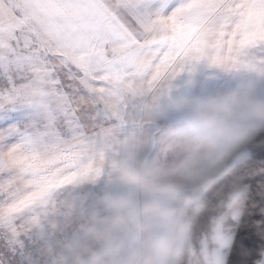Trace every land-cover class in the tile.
<instances>
[{
	"label": "snow or ice",
	"instance_id": "obj_1",
	"mask_svg": "<svg viewBox=\"0 0 264 264\" xmlns=\"http://www.w3.org/2000/svg\"><path fill=\"white\" fill-rule=\"evenodd\" d=\"M201 66L264 72V0H0V264H48L63 213L155 146L160 102ZM234 168L208 197L248 196L227 264H264V143Z\"/></svg>",
	"mask_w": 264,
	"mask_h": 264
},
{
	"label": "clouds",
	"instance_id": "obj_2",
	"mask_svg": "<svg viewBox=\"0 0 264 264\" xmlns=\"http://www.w3.org/2000/svg\"><path fill=\"white\" fill-rule=\"evenodd\" d=\"M214 70L235 82L197 90L192 76L180 85L177 79L156 113L155 146L138 145L110 180L63 213L48 264H227L248 196L234 186L223 205L208 197L264 143V72ZM205 214L208 226L200 231Z\"/></svg>",
	"mask_w": 264,
	"mask_h": 264
},
{
	"label": "rangeland",
	"instance_id": "obj_3",
	"mask_svg": "<svg viewBox=\"0 0 264 264\" xmlns=\"http://www.w3.org/2000/svg\"><path fill=\"white\" fill-rule=\"evenodd\" d=\"M236 77H229L227 75L221 74L214 69H209L205 66L197 68V70L192 75L191 84L192 86L199 89H222L230 87L235 82ZM183 78L178 79L177 84H183ZM78 194L83 195V191ZM39 234H37V237ZM40 237V236H39Z\"/></svg>",
	"mask_w": 264,
	"mask_h": 264
},
{
	"label": "trees",
	"instance_id": "obj_4",
	"mask_svg": "<svg viewBox=\"0 0 264 264\" xmlns=\"http://www.w3.org/2000/svg\"><path fill=\"white\" fill-rule=\"evenodd\" d=\"M42 241L40 240V237L37 235H34L32 237V240L30 242H28L27 246H26V251L28 253H30L33 257H36L37 255V246L39 243H41Z\"/></svg>",
	"mask_w": 264,
	"mask_h": 264
}]
</instances>
